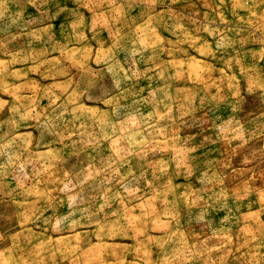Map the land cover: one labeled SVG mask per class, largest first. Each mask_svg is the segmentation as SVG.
Wrapping results in <instances>:
<instances>
[{
  "label": "rangeland",
  "instance_id": "rangeland-1",
  "mask_svg": "<svg viewBox=\"0 0 264 264\" xmlns=\"http://www.w3.org/2000/svg\"><path fill=\"white\" fill-rule=\"evenodd\" d=\"M0 264H264V0H0Z\"/></svg>",
  "mask_w": 264,
  "mask_h": 264
}]
</instances>
